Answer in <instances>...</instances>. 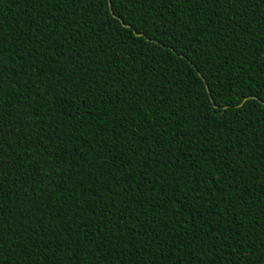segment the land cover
I'll use <instances>...</instances> for the list:
<instances>
[{
	"label": "trees",
	"instance_id": "1",
	"mask_svg": "<svg viewBox=\"0 0 264 264\" xmlns=\"http://www.w3.org/2000/svg\"><path fill=\"white\" fill-rule=\"evenodd\" d=\"M189 3L0 0V264H264V9Z\"/></svg>",
	"mask_w": 264,
	"mask_h": 264
},
{
	"label": "snow or ice",
	"instance_id": "2",
	"mask_svg": "<svg viewBox=\"0 0 264 264\" xmlns=\"http://www.w3.org/2000/svg\"><path fill=\"white\" fill-rule=\"evenodd\" d=\"M49 3L52 4L53 7H56V5L59 3V0H48ZM77 0H73V3H76ZM96 3L98 6L104 4V0H96ZM219 5L221 6L222 10L226 13L229 9H231L230 15L225 20V26L226 27H232L233 23L236 19H239L241 21H247V24H251L252 21L248 19V13L249 9L252 10V14L255 15L256 10L264 9V0H190L189 3V11L192 13V15L198 16L201 12V8L205 5ZM115 9L113 8V11ZM66 19V17H65ZM101 24L106 23L103 20L97 21ZM247 24H239L236 25L237 27H246ZM253 100H255V97H252ZM261 103H264V101H261ZM241 105L247 106L246 101L241 100ZM3 129V119L0 118V131ZM103 147V145H101ZM141 155H146V151L141 152ZM239 157V154H237ZM242 159V157H241ZM143 176H147V171L143 172ZM173 183L165 185L164 183H161V188L165 187H174V191L171 193V195L168 197V199L171 200H178V203L181 206H186L185 210L191 209V211H195L194 205L198 203L202 196H201V190L193 188L191 194L188 193V190L186 188V184L196 182V177L193 176L192 180L185 179V176L181 175L179 177H173L172 178ZM181 181H184L183 183ZM3 180H0V190H2L3 186ZM149 183H152L151 179H149ZM226 199V196L224 194H221V200ZM167 201H165L166 203ZM209 204H211V199L207 201ZM213 207H219V203L216 205H213ZM181 214H183L181 212ZM215 214V213H214ZM0 248H2V241H0Z\"/></svg>",
	"mask_w": 264,
	"mask_h": 264
}]
</instances>
